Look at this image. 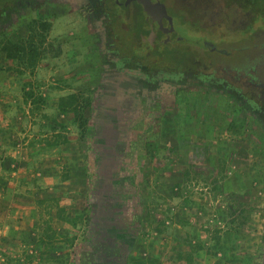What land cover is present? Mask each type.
I'll list each match as a JSON object with an SVG mask.
<instances>
[{"label": "rangeland", "instance_id": "374dc122", "mask_svg": "<svg viewBox=\"0 0 264 264\" xmlns=\"http://www.w3.org/2000/svg\"><path fill=\"white\" fill-rule=\"evenodd\" d=\"M71 27L73 18L47 15L23 57L0 59V264H99L100 219H136L121 186L144 202L132 250L118 241L121 264H264L255 129L192 95L112 131L87 110L95 59ZM71 96L84 137L74 107H62Z\"/></svg>", "mask_w": 264, "mask_h": 264}, {"label": "flooded vegetation", "instance_id": "af4514ba", "mask_svg": "<svg viewBox=\"0 0 264 264\" xmlns=\"http://www.w3.org/2000/svg\"><path fill=\"white\" fill-rule=\"evenodd\" d=\"M55 13L73 18L70 37L95 59L94 121L119 131L197 95L228 105L264 141V0H0V59L23 57L31 29Z\"/></svg>", "mask_w": 264, "mask_h": 264}, {"label": "trees", "instance_id": "16d2710c", "mask_svg": "<svg viewBox=\"0 0 264 264\" xmlns=\"http://www.w3.org/2000/svg\"><path fill=\"white\" fill-rule=\"evenodd\" d=\"M77 100H75L74 96H71V99L67 103V105L63 104L64 110H69L70 107H74L75 118L78 123V127L80 128L81 136L84 137L86 135V124L83 115V108L80 106H76ZM74 105V106H73ZM121 186V185H120ZM130 188L119 187L118 190L124 204H131L130 200L134 197L135 202L133 205L136 209V219L134 221H127L114 215L111 218H102L100 219V228L103 234V238L99 240L97 246L99 264H121L120 263V252L118 247V241L127 242L129 252L132 250V247L136 243V239L139 237L140 231L142 229V214L144 202L140 200V195H134L135 189L129 190ZM140 198V199H139ZM97 255V254H96Z\"/></svg>", "mask_w": 264, "mask_h": 264}]
</instances>
